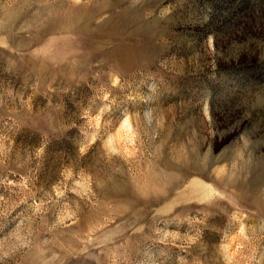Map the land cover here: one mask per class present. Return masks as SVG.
Returning <instances> with one entry per match:
<instances>
[{
	"label": "rangeland",
	"instance_id": "1",
	"mask_svg": "<svg viewBox=\"0 0 264 264\" xmlns=\"http://www.w3.org/2000/svg\"><path fill=\"white\" fill-rule=\"evenodd\" d=\"M0 264H264V0H0Z\"/></svg>",
	"mask_w": 264,
	"mask_h": 264
}]
</instances>
